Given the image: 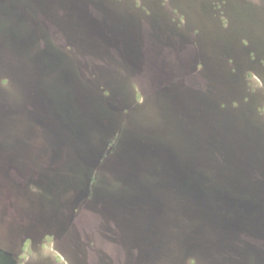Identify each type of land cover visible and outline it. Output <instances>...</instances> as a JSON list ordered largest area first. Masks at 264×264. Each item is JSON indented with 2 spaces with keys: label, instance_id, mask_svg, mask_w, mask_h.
I'll return each instance as SVG.
<instances>
[{
  "label": "rangeland",
  "instance_id": "obj_1",
  "mask_svg": "<svg viewBox=\"0 0 264 264\" xmlns=\"http://www.w3.org/2000/svg\"><path fill=\"white\" fill-rule=\"evenodd\" d=\"M263 159L264 0H0V264H264Z\"/></svg>",
  "mask_w": 264,
  "mask_h": 264
},
{
  "label": "trees",
  "instance_id": "obj_2",
  "mask_svg": "<svg viewBox=\"0 0 264 264\" xmlns=\"http://www.w3.org/2000/svg\"><path fill=\"white\" fill-rule=\"evenodd\" d=\"M7 20H9V19H7ZM7 20H4L3 22H5L7 25H9V21L7 22ZM3 22L1 21L2 24H4ZM19 22H22V21H19ZM18 40L22 43H27L26 47H28L30 45V42H32V41L40 43V44H37L33 47H31V46L28 47V50H27L28 56L27 57L40 56L42 59H44V63L41 65L42 66V73L40 75L41 83L45 84V79H47V80L50 79L53 81L52 74L57 73L59 66L64 65V61L68 58L63 51L57 49L52 44L50 35L47 34V31L45 32L43 30H39V26H37L33 31H28L25 34L20 33ZM31 48L36 49L34 53L32 52ZM223 162H224L225 166L228 165V163L226 162V159H224ZM256 167H257V163L255 165V168ZM261 168H262V170L259 172H258V170L254 171L255 172L254 177L257 181L264 183V159L261 161ZM196 174H199V173H196ZM202 174L204 176H206L205 180L207 183H210V184L214 183L219 188L223 187L222 184H229V181L225 182L221 179H216V177L212 176L209 173H202ZM238 174L240 175L241 180L239 183L236 184V186L239 188V186H241V185L243 186L246 183L243 182L245 180V175L244 174L241 175L239 172H238ZM188 175L189 174L186 173V176H188ZM188 179H189V181L187 182V185L192 186V188H195V186L197 185V182H198L197 181L198 178H196L194 176H189ZM231 182L233 183L235 181L232 179ZM226 186H224V187H226ZM244 186H246V185H244ZM220 191L222 193H224L225 190L224 191L220 190ZM229 191H227V192H229ZM209 197H210L211 201L216 200V199H214L213 195H211ZM237 202L244 203L245 201L238 200ZM261 219L264 221V216Z\"/></svg>",
  "mask_w": 264,
  "mask_h": 264
},
{
  "label": "flooded vegetation",
  "instance_id": "obj_3",
  "mask_svg": "<svg viewBox=\"0 0 264 264\" xmlns=\"http://www.w3.org/2000/svg\"><path fill=\"white\" fill-rule=\"evenodd\" d=\"M46 193H44L43 195H45Z\"/></svg>",
  "mask_w": 264,
  "mask_h": 264
}]
</instances>
